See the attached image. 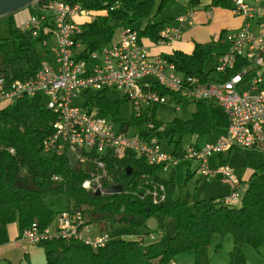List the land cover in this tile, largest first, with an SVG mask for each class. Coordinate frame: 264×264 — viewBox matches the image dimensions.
Masks as SVG:
<instances>
[{"label": "trees", "instance_id": "16d2710c", "mask_svg": "<svg viewBox=\"0 0 264 264\" xmlns=\"http://www.w3.org/2000/svg\"><path fill=\"white\" fill-rule=\"evenodd\" d=\"M208 1L204 8H233L232 0ZM77 2L95 13V19L82 23L80 32L74 37V41L81 45V49L76 51L79 60H86L90 53L107 47L122 28L135 30L141 42L157 46L161 30L174 24V18L163 14V7L167 2L176 3V0ZM201 2L202 0H190L188 11H198L199 8L196 7ZM30 13L29 9V15ZM14 14L15 12L0 17L7 28L6 36L0 35V77L7 83L35 77L41 62L50 59L52 44L50 22H43L35 30L22 29V25L15 23ZM157 16H160L159 21L152 19ZM138 23L143 26L134 27ZM221 41L225 43V33L221 35L218 44L222 45ZM214 44L195 43L190 52L173 50L158 55L173 64L180 76L198 77L205 84L217 77L210 75L214 69L205 70L207 62L209 59L212 63L215 62L223 53L220 51L214 54ZM151 83L152 89L161 95L175 98L177 103L184 100L156 81ZM80 95L87 112L119 123L120 129L131 130L145 142L156 139L160 148L163 142L167 147L173 146L169 154L178 160L185 159L183 137L191 136L198 140L210 136L214 130L224 132L227 127L226 116L211 100H189L194 105L191 118L186 121L175 118L172 122L174 127L168 129L165 123L156 118L155 110L159 103L147 105L146 109L143 107L140 114L134 109L130 118L125 120L120 118V114L122 105L128 99L116 89H85ZM21 108L28 110L30 119L17 124L7 113L6 107H0V245L9 241L8 228L13 224L19 237L23 230L32 226L40 230H52L58 211L51 209V202L47 199L62 196L68 202L67 207L83 211L89 221L103 232H107L108 225L115 223L131 228L146 227L149 218L160 216L172 218L174 234L168 239L167 246L160 250L155 242L144 241L143 236L153 238L149 232L136 240L112 238L109 235L111 240L99 249L55 238L38 244L47 248L45 264H131L137 259L140 260L138 264H172L180 254L186 252L193 254L195 264H209L208 248L215 234L222 239L228 237L231 240L232 248L227 264H247L243 254L245 246L263 254L264 141L254 146L259 150L263 161L246 181H239L242 190L236 201L224 204V196L196 200L190 209L186 202L173 197V179L167 180L161 175L173 166L163 170L159 164L149 165L141 155L130 149L118 151L115 156L108 153L97 155L93 151L77 149L80 157L73 154L76 156L74 161L64 154L47 153L42 145L53 131L56 115L46 109L41 95L17 101V109ZM235 149L240 148H233L228 154ZM228 156L223 162L225 165ZM94 159L102 160L104 167L97 168L92 163ZM194 166L193 171L197 174L196 164ZM127 169H131L130 175L127 174ZM103 172L106 174L102 179L103 189L121 185L122 192L95 196V193L83 187L86 180ZM188 175L190 176L189 173ZM222 179L231 185L232 191V184L227 179ZM161 196L164 197L162 201ZM154 197L159 201L154 203ZM219 246L217 244L216 248Z\"/></svg>", "mask_w": 264, "mask_h": 264}, {"label": "built area", "instance_id": "2783aa9c", "mask_svg": "<svg viewBox=\"0 0 264 264\" xmlns=\"http://www.w3.org/2000/svg\"><path fill=\"white\" fill-rule=\"evenodd\" d=\"M234 15L243 19L242 26L226 34L228 49L215 61L216 79L203 84L198 77H182L173 64L160 55H152L141 42L138 33L129 28L119 30L117 38L98 52L79 60L76 51L81 45L74 41L82 23L95 19V13L77 0H34L28 7L32 13L22 29H37L43 22L52 25L50 59H44L35 77L7 83L0 77V104L47 98L46 109L56 115L52 133L43 141V150L56 155L75 154L77 149L94 154H110L130 149L141 155L149 165L159 164L163 170L178 164L173 155L163 152L156 139L145 142L129 129H120L114 122L95 117L83 108L81 92L85 89H113L130 101L135 111L155 103H167L168 96L152 89L156 81L164 89L188 100H211L227 118L224 134L214 143L202 147L189 144L185 158L196 164L202 178H225L233 190L222 198L224 204L236 201L242 186L231 168L223 162L233 148H251L264 141V5L260 0L248 4L232 0ZM194 11L174 19V24L160 32L157 46H169L179 40L192 23ZM115 38V37H114ZM12 152V150H11ZM219 157L212 165L209 158ZM103 168L100 159L92 160ZM223 163V164H222ZM106 174L94 175L83 183L92 193L103 190ZM164 199L160 197V201ZM159 200L154 197V203ZM21 237L33 245L55 238L75 241L93 249L104 247L111 239L107 232L93 230L83 211L66 207L54 217L50 229L32 226L22 231Z\"/></svg>", "mask_w": 264, "mask_h": 264}, {"label": "rangeland", "instance_id": "374dc122", "mask_svg": "<svg viewBox=\"0 0 264 264\" xmlns=\"http://www.w3.org/2000/svg\"><path fill=\"white\" fill-rule=\"evenodd\" d=\"M190 0H176V3H169L167 2L163 7V14L169 18H176L178 16H185L186 9L188 10ZM248 4H252L254 0H243ZM261 3L264 5V0H260ZM208 0H202V2L198 5V11L202 12H209L212 14L215 8H221V10L228 16L227 19L235 18L231 15L230 8L226 7H215L209 6L208 8H204V4H207ZM28 7V6H27ZM212 18L208 21V27L212 22ZM155 19L156 21L160 20V16H157ZM143 26V24H135L134 27L139 28ZM228 24L218 23L216 26L212 27L211 29H206V34L204 33L205 39L200 41L202 42H214L213 53H219L220 51L223 52L226 50V44L220 45L218 44V40L221 38V35L225 33L234 32L238 29L232 28L229 29ZM119 30L117 31L114 40L117 38ZM7 28L6 25L2 20H0V35L6 36ZM224 38V37H223ZM221 43H223L221 41ZM148 52L150 54L156 53L155 45H147ZM11 43H9V47ZM215 69V62L209 59L207 65L205 67L206 71ZM210 75L215 78L216 72L212 70ZM169 97V96H168ZM168 102L165 104H158L156 107L155 115L156 118L167 125L168 129H172L174 127L173 120L175 118L180 120H188L192 116V111L194 109V105L192 101L188 99H184L182 102L177 103L175 98H168ZM47 102V98L43 99V103ZM153 105V104H152ZM151 105V106H152ZM147 106H145V109ZM178 108V109H176ZM134 110L132 104L128 101L124 103L121 107V114L120 118L128 120ZM6 111L9 113L13 119V121L17 124L22 123V121H27L30 119V113L27 109L21 108L20 110L17 109V102L11 103L6 105ZM135 111V110H134ZM115 123V122H114ZM115 125L119 128V123H115ZM131 129V128H130ZM223 133L222 130H214L210 136L199 138L195 140L191 138V136L183 137L182 145L186 148L189 144H195L198 147L204 146L206 143H214L218 136ZM197 141V142H196ZM161 150L166 153H170L173 150V146L167 147L166 143H162ZM229 155V156H228ZM228 156V167H230L233 171L234 176L240 180L241 175L243 174L244 170L247 168H251L253 171L256 167H258L262 161L263 157L261 156L259 150L255 147L247 148V149H235L232 150ZM70 157L72 161L76 160V156L73 153H70ZM209 162L212 165L219 164V157L217 155H212L209 158ZM195 163H192L188 159H182L178 161L176 166H173L168 171L162 172V177L164 179H173L175 184L174 194L173 197L175 199H181L182 201L187 203V206L191 209V205L196 200H209L211 198H218L220 197V189L223 187H227L228 184L225 180L213 178L207 180L206 178H200L199 174L194 173V166ZM188 170H190L188 172ZM173 171V174L171 172ZM190 174V176L188 175ZM47 201L51 202V209L54 211H59L67 207V200L62 197H55V198H48ZM157 225L154 229H149L146 227H137L131 228L124 224L115 223L113 225H108L107 232L112 238H121L125 240H136L142 234L149 232L152 233L153 238L151 236H143L145 242H155L157 248L163 249L167 246L168 239L174 234V226L173 220L169 217H155ZM13 225H10L9 228H12ZM8 228V229H9ZM93 230H101L96 224L92 223ZM145 234V235H146ZM154 239V241H153ZM220 244L218 248L216 245ZM232 248L231 240L228 237L221 238L219 235L215 234L212 238L211 244L208 248L209 254V264H227L228 261V254ZM47 250L46 247L38 246V245H30L27 251V255L22 256L20 260V264H45V251ZM264 253V252H262ZM243 254L247 259V264H264V257L263 254L256 252L254 249L250 248L249 246H245L243 248ZM0 264H6V262L0 261ZM133 264V263H131ZM172 264H195L193 254L190 252L180 254Z\"/></svg>", "mask_w": 264, "mask_h": 264}, {"label": "crops", "instance_id": "0c3cea01", "mask_svg": "<svg viewBox=\"0 0 264 264\" xmlns=\"http://www.w3.org/2000/svg\"><path fill=\"white\" fill-rule=\"evenodd\" d=\"M187 11L188 10L186 9V12ZM213 14L214 15L212 18V14H210L207 11L206 12L196 11L190 20V22L192 23L191 27L187 31L183 32L179 40L173 42L169 46H162V47L155 46L156 48L155 54H159L162 52L169 53L173 50H182L184 52H190L195 43H200V41L205 39L204 33L206 34L205 32L206 29L208 28L211 29L212 27L216 26L218 23L228 24L229 25L228 27H230L229 29L232 28L239 29L243 24V19L239 16L234 15L232 11H231V15L235 18H231V19H227L228 16L225 15V13L221 10V8H215ZM28 16H29V7H25L23 9L16 11L15 14L13 15V18L15 23L21 26L22 23H24V21L28 18ZM211 18H212V22L208 27V21ZM224 44H226L227 46L226 50H227L229 44L227 41H225V43H223L222 45ZM226 50H224L223 52H225ZM3 106L6 107L5 104H0V107ZM223 134L224 132L221 133L219 136ZM226 165H228V163ZM252 172L253 170L251 168H247L246 170H244L243 174L241 175V179L239 181H246ZM227 184H228L227 187H223L222 189H220V194H219L220 197L226 196L227 194L230 193L232 187L229 183ZM8 233H9V241L6 244L0 245V261L6 262V264H20V260L22 256L27 255L26 253L31 243L28 240L19 237V234L15 226L9 228ZM263 257H264V253H263ZM131 263L138 264L140 263V260L138 259L133 260Z\"/></svg>", "mask_w": 264, "mask_h": 264}, {"label": "water", "instance_id": "95a60500", "mask_svg": "<svg viewBox=\"0 0 264 264\" xmlns=\"http://www.w3.org/2000/svg\"><path fill=\"white\" fill-rule=\"evenodd\" d=\"M34 0H0V17L12 14L20 9L27 7ZM128 170V175L131 174V169ZM122 192L121 185H112L107 189H103L95 193V196L100 194H115ZM157 225V222L154 217L149 218L146 221V227L149 229H154Z\"/></svg>", "mask_w": 264, "mask_h": 264}]
</instances>
